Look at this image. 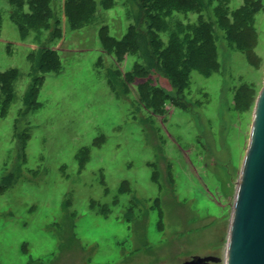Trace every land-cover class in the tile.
Listing matches in <instances>:
<instances>
[{
    "label": "rangeland",
    "instance_id": "rangeland-1",
    "mask_svg": "<svg viewBox=\"0 0 264 264\" xmlns=\"http://www.w3.org/2000/svg\"><path fill=\"white\" fill-rule=\"evenodd\" d=\"M105 1L48 0L44 28L22 32L27 7L17 13L0 0V74L17 72L14 99L0 111V180L14 179L0 193V264H225L264 79V0L244 37L249 54L217 12L232 15L244 0H194L196 11L165 18L164 46L172 32L200 23L215 39L218 70L191 72L183 91L152 62L145 3ZM253 30L256 46L246 41ZM103 33H131L134 54L109 53ZM50 52L60 71L41 74ZM135 66L149 74L131 82ZM156 87L168 99L152 111L141 99Z\"/></svg>",
    "mask_w": 264,
    "mask_h": 264
},
{
    "label": "trees",
    "instance_id": "trees-1",
    "mask_svg": "<svg viewBox=\"0 0 264 264\" xmlns=\"http://www.w3.org/2000/svg\"><path fill=\"white\" fill-rule=\"evenodd\" d=\"M12 6L17 13L24 12L27 7V12L23 13V17H19L18 26L21 31L28 30L40 31L44 28L46 18L48 15V0H10ZM148 8L150 18H154V26L150 29L154 35L155 42L152 43V59L153 64H156L158 69L164 71L172 82L178 86L179 90H184L188 86L190 73L197 71L205 77L211 76L218 70L217 62V49L215 46V39L213 32L208 25L200 23L196 26H183L178 31L172 32L171 37L167 45H163L160 40V34L167 31L165 18H167L172 12H194L196 11V2L194 0H142ZM107 2V0L105 1ZM263 9L260 0H244L243 7L229 15L226 8H219V18H221V24L224 25L223 30L232 39L233 43L237 45V50L243 53L249 54L254 47H247L244 43V37L247 33V29L251 30V23L253 17ZM155 14V16H153ZM70 17V15H69ZM163 18V20H162ZM1 20V17H0ZM83 21V20H79ZM24 28V29H23ZM101 42L103 47L111 54H115L120 58L123 53H133L135 45L132 42L131 33L127 34L124 40H116L108 37L107 33H103ZM243 38V39H242ZM254 46L257 45L256 32L253 30L249 36ZM167 46V47H166ZM48 58H43L39 71L41 74L54 73L60 71V61L55 53L49 54ZM254 65V64H253ZM255 66V65H254ZM152 67V65H151ZM148 71L146 67L135 66V69L128 76L131 82L136 78L144 79ZM149 74V73H148ZM17 77L15 70H9L0 74V98L3 97V103L0 105V111H5L9 104L13 101V83ZM41 80V79H40ZM39 80V81H40ZM35 83V86L39 83ZM143 92L142 86L139 89ZM246 88H242L239 93L240 101L245 102L244 93ZM37 92L33 95L37 96ZM244 92V93H243ZM167 98L166 94L159 88L150 90L148 94L142 93V102L147 109L152 111L159 110V105L162 99ZM168 99V98H167ZM174 104L179 106L177 100H174ZM239 109H244L243 107ZM27 140L24 141V144ZM81 163V167H83ZM154 174H156L154 172ZM13 174L9 176H3L0 180V193L9 189L14 184V179H11ZM156 181V175H153ZM126 184V183H124ZM122 185V189H123ZM121 189V191H122ZM68 205V202H67Z\"/></svg>",
    "mask_w": 264,
    "mask_h": 264
},
{
    "label": "water",
    "instance_id": "water-1",
    "mask_svg": "<svg viewBox=\"0 0 264 264\" xmlns=\"http://www.w3.org/2000/svg\"><path fill=\"white\" fill-rule=\"evenodd\" d=\"M215 257L184 264H210ZM225 264H264V79L256 99L249 143L231 213Z\"/></svg>",
    "mask_w": 264,
    "mask_h": 264
},
{
    "label": "crops",
    "instance_id": "crops-1",
    "mask_svg": "<svg viewBox=\"0 0 264 264\" xmlns=\"http://www.w3.org/2000/svg\"><path fill=\"white\" fill-rule=\"evenodd\" d=\"M158 179H156V181H157ZM65 204V203H64Z\"/></svg>",
    "mask_w": 264,
    "mask_h": 264
},
{
    "label": "flooded vegetation",
    "instance_id": "flooded-vegetation-1",
    "mask_svg": "<svg viewBox=\"0 0 264 264\" xmlns=\"http://www.w3.org/2000/svg\"><path fill=\"white\" fill-rule=\"evenodd\" d=\"M211 264H214V263H211Z\"/></svg>",
    "mask_w": 264,
    "mask_h": 264
}]
</instances>
